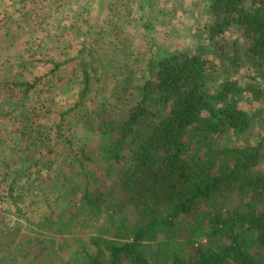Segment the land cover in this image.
Wrapping results in <instances>:
<instances>
[{"label": "trees", "instance_id": "obj_1", "mask_svg": "<svg viewBox=\"0 0 264 264\" xmlns=\"http://www.w3.org/2000/svg\"><path fill=\"white\" fill-rule=\"evenodd\" d=\"M205 1V14L186 36L189 45L168 54L149 50L145 70L132 64L135 74L141 71L145 79L135 80L132 71L120 72L126 84L120 87L113 75L112 96L91 112L98 125L87 118V128H80L81 123L66 126L67 118L76 120L72 111L80 117L76 107L85 109L93 93L87 62L91 51L84 35L76 56L66 53L73 43H62L65 37L59 35L56 52L62 60L41 54L46 58L29 62L39 72L32 81L12 79L5 84L9 92L4 106L22 120L18 144L10 149L0 127V201L31 199L32 205L48 209L83 208L86 217L80 229L90 219L97 227L85 234L92 252L80 249L84 264H264V135L240 145L252 133L253 123L264 124V0ZM133 2L125 6L131 14ZM147 5L151 2L145 0L141 6V24L154 40ZM98 21L97 15L90 28ZM18 27L24 31L19 22ZM139 58L136 53L134 61ZM73 61L75 79L69 84L79 87V99L75 110L59 111L54 130V145L61 146L64 155L60 164L69 168L65 173L60 164L43 162L51 137L41 134L45 126L33 125L42 116L33 112L31 101L35 97L39 103L40 86L65 82ZM112 112L121 113L123 120L110 118ZM81 131L101 137L95 162L121 165L120 183L101 192L91 189L94 173L86 165L90 156L85 148L78 151L72 140ZM238 137H244L240 143L224 144ZM68 145L72 150L67 155ZM43 170L75 181L65 180L59 188L46 183L35 194L41 182L33 185L26 179L54 177L42 175ZM68 183H83L78 195ZM91 214L94 218L87 216ZM50 220L53 225L55 220Z\"/></svg>", "mask_w": 264, "mask_h": 264}, {"label": "rangeland", "instance_id": "obj_2", "mask_svg": "<svg viewBox=\"0 0 264 264\" xmlns=\"http://www.w3.org/2000/svg\"><path fill=\"white\" fill-rule=\"evenodd\" d=\"M20 1L22 0H0V36H2L0 39V127L5 129L4 134L7 138L5 147L8 149L17 143L16 132L19 130L18 126L22 118H17L18 114L15 110L8 111L7 107L5 108L4 100L9 92V87L5 84L12 79L32 81L39 72L35 67L30 68L29 62L45 59L46 57L41 54H49L51 58L62 60L63 56L56 52V48L60 47L56 44L59 41L57 38L59 35L63 34L59 38L65 37L64 41L61 40L62 43L69 41L73 43V50L66 51L70 56H76L78 49L80 51L82 47L79 44L80 35L85 36V46L91 51L87 62L91 65L93 93L89 96V102L84 106L85 109L76 107L82 112L80 117L78 112L72 111L71 115L76 120L71 117L72 120L67 118L69 123L66 121L68 128H75L77 123H81L80 128H87L84 125L87 118L91 124H99V120L91 118L93 115L91 112H97L98 106L112 96V89L116 86L111 82L113 75H117L119 79L117 84L120 87L126 85L120 72L125 75L127 71L129 74L132 71L135 80L137 77L145 79L141 71L136 75L134 70L135 68L145 70L148 67L151 53L147 54V52L159 50L163 54H168L172 51H181L191 41L186 36L194 31L199 18L207 10L205 0H147V4L150 1L151 6L147 5L144 11L149 16L152 15L150 17L153 25L154 40H152L141 24L143 20L140 15L141 6L145 4V0H136L133 14L130 9L125 8V6L130 8L134 3L133 0H29L26 4ZM100 2L105 4L100 5ZM15 4L19 9L16 16L21 20L18 22L27 32L26 35L18 27L17 21L6 23L7 14L3 13V8ZM7 12H11V8ZM97 15L99 21L95 23V27L90 28ZM191 27H193L192 30H190ZM30 34L33 36L31 37ZM136 53H139L140 57L138 62L134 61ZM75 64L74 61L68 64L65 82L40 86L42 97L39 103H36L35 97L31 101L33 112L36 110L42 116L35 119L33 125L45 126L47 129L41 134L46 138L51 137V142L48 143L50 153L42 147L43 151L48 152L43 162L56 166L61 165L64 172L65 170L68 172L69 168L66 167L67 164H60L64 155L62 147L54 145V130L59 122L57 118L59 111L69 108L75 110L74 104L79 99V87L73 89L69 84V81L75 79L71 73V68ZM132 64H136L137 67ZM31 96H35V93ZM2 111L5 114H1ZM113 112L110 118L118 117L117 119L123 120L121 113L114 115ZM71 132L74 134V131ZM250 133L246 140H242L244 137H238L224 144L236 145L241 140L240 145L253 144L258 136L264 135V124L253 123ZM100 138L98 134L90 136L81 131L72 140L78 151L85 148L89 154L90 160L86 162L87 170L94 173L91 189L101 192L120 183L118 172L121 170V165L110 167L102 160L95 162V158L100 155L98 150L101 144ZM71 150L70 145L64 147L67 155ZM7 155L9 156V153ZM42 172L44 176L54 177L45 179L33 176L29 180L26 179L33 185L41 182V186L35 187V194L40 191V187L46 188V183H52L53 186L59 188L62 184H66L65 180L68 182L74 180L63 178L61 173L55 177L54 172L46 170ZM74 172L77 174L78 171ZM22 181L24 182L25 179ZM68 184L70 187L73 186V192L77 195L83 186V183ZM18 193L16 192L15 196ZM63 208L64 206L60 210L48 209L44 204L35 206L31 204V199L19 202L6 201L5 203L0 201V226L3 229L2 235L0 234V264H84L85 257L80 249L84 247L92 252V248L87 247L88 236L85 234L93 232L97 227L90 219L81 230L80 227L84 224L86 217L85 212L82 211L83 208L76 207L68 211ZM87 216L94 218V214ZM51 218L55 220L53 225L50 223Z\"/></svg>", "mask_w": 264, "mask_h": 264}, {"label": "crops", "instance_id": "obj_3", "mask_svg": "<svg viewBox=\"0 0 264 264\" xmlns=\"http://www.w3.org/2000/svg\"><path fill=\"white\" fill-rule=\"evenodd\" d=\"M25 0H22V1H20V2H24ZM26 1H29V0H26ZM19 3V2H18ZM17 3V4H18ZM9 8H11V12H7V10H9ZM4 9V12L3 13H5V17H7V20H6V23H11V22H13V21H21V20H19V18H17V12L19 11V9H18V6L15 4L14 6H9V7H6V8H3ZM7 26H9V24L7 25ZM2 38V36H0V39Z\"/></svg>", "mask_w": 264, "mask_h": 264}]
</instances>
